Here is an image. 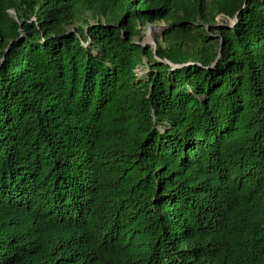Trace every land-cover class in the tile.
Returning a JSON list of instances; mask_svg holds the SVG:
<instances>
[{"label":"trees","instance_id":"16d2710c","mask_svg":"<svg viewBox=\"0 0 264 264\" xmlns=\"http://www.w3.org/2000/svg\"><path fill=\"white\" fill-rule=\"evenodd\" d=\"M0 264H264V0H0Z\"/></svg>","mask_w":264,"mask_h":264},{"label":"rangeland","instance_id":"374dc122","mask_svg":"<svg viewBox=\"0 0 264 264\" xmlns=\"http://www.w3.org/2000/svg\"><path fill=\"white\" fill-rule=\"evenodd\" d=\"M11 12L14 14L15 11L11 10ZM95 19H97V17H95L93 14L88 13L87 17H86V21L85 22H91L94 21ZM217 24V23H225V24H230L231 20L228 19L225 16L222 15H218L215 20L210 21L209 23H205L207 29L209 28L210 24ZM164 24V22H155V23H150V22H146L143 27H144V36H143V40L148 41L149 44H151L153 47H157V46H164L165 42L163 40V36H162V28H160V25ZM151 30L152 33V37L149 38V31Z\"/></svg>","mask_w":264,"mask_h":264},{"label":"water","instance_id":"95a60500","mask_svg":"<svg viewBox=\"0 0 264 264\" xmlns=\"http://www.w3.org/2000/svg\"><path fill=\"white\" fill-rule=\"evenodd\" d=\"M222 16H224V15H222ZM233 22H234V20H231L230 25H232ZM164 24H165V23H164ZM164 24L160 25V28H162V30H163ZM230 25L225 24V23H217V24H216V26H230ZM139 43L142 44V45L149 44V42H148V41H145V40H143V41H141V42H139ZM153 48L155 49L156 47H153Z\"/></svg>","mask_w":264,"mask_h":264},{"label":"bare ground","instance_id":"6f19581e","mask_svg":"<svg viewBox=\"0 0 264 264\" xmlns=\"http://www.w3.org/2000/svg\"><path fill=\"white\" fill-rule=\"evenodd\" d=\"M152 37V33H151V30L149 31V38Z\"/></svg>","mask_w":264,"mask_h":264}]
</instances>
